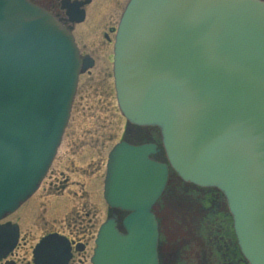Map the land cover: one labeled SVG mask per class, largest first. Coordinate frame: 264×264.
I'll return each instance as SVG.
<instances>
[{
    "label": "water",
    "instance_id": "1",
    "mask_svg": "<svg viewBox=\"0 0 264 264\" xmlns=\"http://www.w3.org/2000/svg\"><path fill=\"white\" fill-rule=\"evenodd\" d=\"M248 0H132L120 24L115 79L123 114L158 126L187 182L219 187L252 264H264V9ZM93 66L72 34L28 0H0V219L39 187L67 126L78 77ZM153 147L117 145L105 197L125 212L100 228L94 264H170L159 242L168 210L153 209L169 169ZM0 227V256L17 231ZM5 233V235H4ZM10 234V235H8ZM3 252V253H1ZM38 264H66L58 235L37 246Z\"/></svg>",
    "mask_w": 264,
    "mask_h": 264
},
{
    "label": "rangeland",
    "instance_id": "2",
    "mask_svg": "<svg viewBox=\"0 0 264 264\" xmlns=\"http://www.w3.org/2000/svg\"><path fill=\"white\" fill-rule=\"evenodd\" d=\"M95 1H99V7L93 11V16L91 17L93 25L99 28L105 22L106 16L112 15L113 22L106 23L110 25L115 23L114 26L116 28L128 0ZM79 29L81 27H77L75 33ZM98 30L85 40L82 39L83 43L88 44V52L93 53V46L95 48L99 47V50L101 48L102 38L101 34L100 36L98 35ZM111 36L113 37V34ZM108 48L109 51H105V53L94 50L95 68L92 69L91 74L85 73L80 78L79 92L73 103L71 118L58 150L57 159L53 165V170H64L69 176V185L66 191H72L77 194H66L65 192L60 199L56 197L48 198L44 190L45 187H43V189L39 190L38 195L28 203L29 213L27 211L25 215L23 210L26 206H24L17 213L6 219L20 222L22 233L29 234L28 244L25 248L18 251L19 259L25 256L26 252L27 255H30L32 245L38 241L39 237L46 234L45 231L50 226L51 228H57L71 223L72 219L75 218L72 215L73 209H79L84 204L87 205V209L91 208L93 213V206L98 204L100 208L98 207L97 209L100 210V214L104 213L105 206L101 199V189L107 155L115 142L121 139L124 124V121L119 117L114 81L111 77L113 48L111 46ZM104 90L110 97L103 94ZM70 159L75 164L76 170L86 169L89 174L86 173L85 176H81L77 174V171L69 172L67 168H73L72 163L69 161ZM96 168L97 171H95ZM39 200L43 201L42 206L44 208V212L40 216L36 214L39 211L35 209L34 205ZM19 218H22V221ZM43 222L47 224L46 228H39L38 225ZM92 248L93 243L87 246L91 254Z\"/></svg>",
    "mask_w": 264,
    "mask_h": 264
},
{
    "label": "flooded vegetation",
    "instance_id": "3",
    "mask_svg": "<svg viewBox=\"0 0 264 264\" xmlns=\"http://www.w3.org/2000/svg\"><path fill=\"white\" fill-rule=\"evenodd\" d=\"M31 2L38 4L39 6H42L43 8L47 9L49 12H51L53 15H55L67 28H69L76 39V42L81 50V53L83 55H90L91 57H94V50H98L96 52H101L105 53V51H109V46L113 48V43H114V36H115V26L114 24H107L106 22H113L112 21V15H107L105 22L101 24L99 28H96V25H93V22H91V17L93 16V11L95 9H98L99 7V1L95 0H70L71 2H78L80 3V9L85 11V20L80 23H73L70 20L69 15L67 14V10L64 8V0H30ZM108 17V18H107ZM77 27H81L77 33H75V29ZM99 29V30H98ZM98 30V35L102 38V42L100 45V50L99 47H94L93 46V53L88 52V44L83 43L82 39L85 40L88 38L90 35L93 34ZM113 34V37L111 36ZM85 51V52H84ZM90 72H88L89 74ZM94 81V80H93ZM87 85V84H85ZM103 94L107 97H110L109 94L105 93V90ZM121 139L126 140L130 143L134 144H142L145 142H155L159 146V154L156 155L157 158H165V155L162 153V141H161V135L160 132L156 128H140V127H135L130 124H128L125 121V126L124 130L122 131V137ZM73 168L68 167L67 170L69 172H75L77 171V174H80L81 176H85L88 171L86 169L82 170H76L75 165L72 164ZM81 171V172H80ZM97 171V168L95 169ZM89 174V173H88ZM62 177V178H61ZM69 176L63 171V170H51L50 173L47 176V179L45 182H43L41 189L45 187V192L47 193L48 198L50 197H56V198H61L63 197L62 195L67 193H74L72 191L68 192L66 191L67 186L69 185ZM73 184H78V183H73ZM197 190L201 191L204 196L201 198L202 203L206 205L211 204L210 196H216L218 195L219 198L217 200H214L213 206L218 204V201L220 200V196H222L220 193H217L213 191L212 189H199ZM77 193H74L76 195ZM40 195V194H39ZM43 200V199H42ZM39 200L37 203H35V209H37L39 212L38 216H40L44 212L43 208V201ZM58 200V199H57ZM221 202V200H220ZM25 209L23 212H25V215L28 211L29 213V205H25ZM93 213L92 209L89 208L87 209V205H81L79 209H73V216H75L74 219H72L71 223H68L67 226H62V227H52L48 228L43 236L51 233H59L61 235L67 236V238L70 240L71 243V257L68 261L67 264H89L90 262V257L91 253H89V249H87V246L91 243H95V230H97L102 223L104 218H107L113 210L109 208V206H106L104 209V213L100 214V210L97 209L99 206L98 204L93 206ZM33 208V207H31ZM100 208V207H99ZM28 215V214H27ZM92 215V218H91ZM216 217L213 221L212 225L216 224L217 221ZM219 222H221L218 226L222 227L223 230L226 232L227 235V242L225 243V246H222L221 241L223 239L222 237V231L217 228L214 230L210 236H213L218 244L215 245L214 251H212L213 254L216 255V258L218 262H221L220 260V253L222 250H224V264H241L242 260L240 259L239 261H234L231 262L230 259L236 258L238 256V245L237 241L235 238V234L232 229V219L230 216V213L225 210L223 215L219 216ZM19 220L22 221V218H19ZM8 221V220H6ZM5 222V221H4ZM2 222V223H4ZM15 223L17 225H21L20 222L16 221H8ZM47 224L44 222L42 224H39V228H44ZM120 225V223H119ZM49 227V226H47ZM65 227V228H64ZM46 228V227H45ZM93 236V237H92ZM209 236V237H210ZM42 237V236H41ZM40 237V238H41ZM85 241V242H84ZM29 242V234H21L20 233V238L19 242L16 246V248L7 256L3 257L0 259V264H34L33 262V257L30 255L32 254V247L30 248V255H27V252L25 256H23L21 259H19V250L23 249L26 247V245ZM93 249V248H92ZM89 253V254H88ZM233 253V255H232ZM173 264H178V260H175ZM181 264V263H179Z\"/></svg>",
    "mask_w": 264,
    "mask_h": 264
},
{
    "label": "trees",
    "instance_id": "4",
    "mask_svg": "<svg viewBox=\"0 0 264 264\" xmlns=\"http://www.w3.org/2000/svg\"><path fill=\"white\" fill-rule=\"evenodd\" d=\"M180 188L182 189V192L185 193V188L184 187H180ZM217 198H219L218 195L210 196L211 204L205 206V215H204L203 220L201 222L202 223L201 224V235L204 237L205 242H207L208 245L206 247V250H209V251L210 250L214 251L215 245L218 244L217 240L213 236H210V234L214 230H216L217 228H219L222 231V237H223V239L221 241L222 246H225V243L227 242L226 232L223 230L222 227L218 226L221 223V222H219V219H220L219 216L223 215L225 210H222L223 207L220 204L221 203L220 200L218 201L219 204H216L215 206H213L214 200H217ZM220 198H222V197H220ZM216 217H218L216 224L212 225L214 222L213 220ZM224 254H225V252H224V250H222V252L220 253L221 262H218V260H217V264H224V262H225V260L223 258ZM232 255H233V253H232ZM240 259L242 260V257L238 252V256L236 258L232 257V259H230V261L234 262V261H239Z\"/></svg>",
    "mask_w": 264,
    "mask_h": 264
},
{
    "label": "bare ground",
    "instance_id": "5",
    "mask_svg": "<svg viewBox=\"0 0 264 264\" xmlns=\"http://www.w3.org/2000/svg\"><path fill=\"white\" fill-rule=\"evenodd\" d=\"M30 256L32 257V254Z\"/></svg>",
    "mask_w": 264,
    "mask_h": 264
}]
</instances>
